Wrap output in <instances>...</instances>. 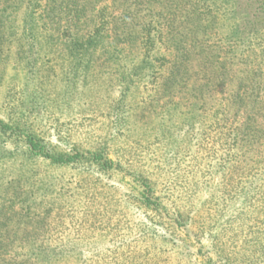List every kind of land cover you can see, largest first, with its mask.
Returning a JSON list of instances; mask_svg holds the SVG:
<instances>
[{
    "label": "rangeland",
    "instance_id": "374dc122",
    "mask_svg": "<svg viewBox=\"0 0 264 264\" xmlns=\"http://www.w3.org/2000/svg\"><path fill=\"white\" fill-rule=\"evenodd\" d=\"M161 1L155 2L154 9L157 12L162 5H167V2L160 3ZM175 1L180 0H171V2ZM183 1H190L193 4L200 2V0ZM112 3H114L113 0H95L94 6L89 9L91 12L80 18L78 25L70 29V34L77 33L83 36L94 29L101 20L97 13L103 7H107L105 10L111 13L112 18H108L109 22L114 19L119 20L123 4H118L114 9L111 7ZM45 4V0L40 1V7H44ZM258 5L259 0L235 2L231 0L226 3L225 9L235 10V16L239 17V33L242 38L237 46H233L232 42L229 44L226 40L223 41L222 35L219 34H224L226 28L222 26L223 28L218 29L217 33L208 30L203 36L199 44L203 49L201 55L196 54L199 47L189 46L190 39L186 43V48L178 55L172 49L170 51L164 48L155 49L152 57H161L160 62L156 64L160 65L163 75L157 70L159 72L154 71L153 77L160 80L162 76H167L177 59H184L180 55L187 56L184 61L189 71L188 80L184 82L187 88H182L183 92H175L171 95L169 92L164 95L158 94L152 91L151 85L148 84L149 77H147L148 79L132 90L128 105L122 112L108 111L103 99L98 95L102 93L101 81L105 82L102 76L109 73L106 68L109 64L104 57H101L100 49L94 54L93 63L88 72V81L85 83L80 81L75 85V92L83 91L85 96L73 108L74 104L71 100L74 99V93L62 101L65 84L61 81L63 76L61 77L60 71V79L51 82L54 72L50 69L60 70L59 67L64 62L61 61L63 59L61 55L64 54L65 39L60 36V32L50 30L51 37L46 36L48 29L42 28L40 23L36 35L38 39L44 40L45 45L42 48L34 47L41 57L39 61L41 68L33 77L26 72L24 75L21 71V60L15 61L14 53L19 41L12 45L11 49L9 45L10 60L4 66V78L0 85V121H8L18 131L28 128L40 139L52 144H58V141L59 143L61 141L63 144L60 145L64 148L70 145H77L81 150L102 148L109 160L121 166V169L116 172L100 175L91 171L86 173L78 168L50 165L42 159L31 163L21 155L25 145L15 136V132L8 131L6 136H1L0 147L13 154V157L1 160L0 170L5 173V185L12 181H16V184L0 191L2 211H18L19 205L11 204L8 199L12 198L17 202L16 199L31 196L38 185H46V190L42 193L43 197L39 195L34 206L28 204L29 207L21 211V217H18L21 219V224L15 227L16 231L21 232L19 237L32 238L37 241V244L45 238L50 242L66 243L76 242L86 237H100L105 246H98L96 252L86 249L82 261L78 264H88V261L93 260L96 254L97 259L93 264H191L190 259L182 254L180 247L176 250L177 247L158 239L153 245L150 240H141L142 238L138 235V224L145 221L146 215L143 211L126 203V196L132 191L128 174H141L153 184L155 193L164 198L167 206L183 215L193 216L197 222L192 224V231L197 233V236L200 231L208 232L214 227L212 222L214 223L218 214V206L214 204L210 206L208 203L198 205L200 201L203 202L208 191L214 192L212 186L210 190L205 189L203 182L208 181L211 185L222 182L219 174L215 173L211 176L208 172L209 170L213 172L212 167H215L214 162L209 163L211 156L214 157L215 154H210L208 149L209 147L210 150L212 149L215 139L241 128L248 116L253 119L251 125L260 132L249 144L245 159L241 158L234 166L235 170L227 183V189H231L233 185L239 189L244 187L247 192L248 183L253 177L258 180L257 183H262L263 195L264 14L255 12ZM165 6L164 11H160L161 16H157L161 22L159 29L163 34L167 32L163 21L172 16L168 14ZM21 15L15 14L19 20ZM233 19L227 24L235 22ZM19 20H16L15 24L18 35L21 34L22 27ZM46 20V17L42 20L44 25L47 23ZM59 26V30L64 29L65 22L61 21ZM112 30L113 26L110 23L105 32L108 41L113 37ZM152 34L154 35L153 32ZM24 42L23 39L22 43ZM24 45L27 46L26 42ZM118 47L123 48L125 51L123 58L125 56L129 61L141 57L140 53H143L138 45L119 44ZM213 67L219 68L220 73H224L220 75V81L219 78L216 79L217 77L210 75ZM24 84L29 88H25ZM194 84L208 86L204 88L203 97H197L202 108L200 109L202 117L197 120L199 123H195L189 131L180 130L181 137L185 139L180 144L183 157L172 154L173 149L168 148L164 138L166 136L163 137L158 130L151 132L147 142H142L144 140L139 135L141 130L139 132L137 129L132 130L130 126L132 124L129 121L127 125H123L122 120L118 122L119 115L127 113L129 120H134L139 127L145 125L148 131H151L155 121H164V117L158 113L163 114L166 109L165 101L167 104L170 100L179 103L181 107L179 114H181L184 111L183 106L187 107L196 98L192 96L190 90ZM42 90L49 91L51 94L41 98L38 92ZM115 92H111L113 96H119ZM157 97L159 100L154 103L152 100ZM238 97L253 100L250 101L253 104L249 103L247 106L236 104ZM173 109L169 111L170 114L164 116L178 113ZM178 119L179 117H175V123H178ZM163 135H167L165 129ZM205 138L209 140L204 141ZM216 149L219 156L222 148L217 146ZM257 160L260 161L261 169L257 165ZM258 173L262 174L260 177L263 180ZM246 216L248 227L240 224L239 221L236 224L238 227L234 228L236 232L234 236L230 233L231 229H227L223 234L217 231L213 241L206 234L199 237V243L191 236L185 239L187 242L185 244L193 252L200 246L205 247L207 251V254H204L205 257H213L214 246L224 248L227 256L232 257L234 252L243 250L247 246L245 240L252 236L256 228L264 229V202L260 201L258 207L252 208ZM197 225L199 228L194 230ZM176 236L180 243L186 234L183 229H177ZM145 250L147 253L144 255ZM125 253L128 258L123 255ZM196 258L197 262H203L204 258L201 255Z\"/></svg>",
    "mask_w": 264,
    "mask_h": 264
},
{
    "label": "trees",
    "instance_id": "16d2710c",
    "mask_svg": "<svg viewBox=\"0 0 264 264\" xmlns=\"http://www.w3.org/2000/svg\"><path fill=\"white\" fill-rule=\"evenodd\" d=\"M40 1L42 0H0V85L4 78V66L10 60L11 53L8 46L10 45L11 49L12 45L17 43V41H19L18 48L14 55L16 57L15 61H22L21 71L24 75L26 72L27 75L29 74L32 77L39 72L41 57L34 47L42 48L45 45L43 44L44 40L38 39L36 35L41 23L42 28L48 29V35L46 36L51 37L49 32L51 30L52 32H60V36L65 39L63 43L64 54H60L63 58L61 61L64 62L59 67L60 70L50 69V71L55 73H52L51 82H56L58 78L60 79V71L61 77L63 76L61 81L65 84L64 96L61 97L62 101L68 98L67 96H70L71 93H74V99L71 100L74 104L73 108L85 96L83 91L75 92V85L80 81L81 83L88 81V72L93 63L94 54L98 49H100L101 57H104L109 64L106 67L109 73L102 76L105 80V82L101 81L102 93H96L103 99L108 111L117 112L120 110L122 112L123 108L128 105V98L131 96L132 90L143 83L145 79H148L147 77H149L148 84L151 85L152 91L158 94L162 93L164 95L169 92L171 95V93L183 92L182 88H187L184 83L188 80L189 74L188 68L184 63L187 56L184 54L180 55L184 59H177L169 69L167 76H162V80H160L153 77L155 75L154 71L156 72L157 70L163 75L160 65L156 64L160 62L161 57H152L155 49L164 48L168 51L172 49L178 55L179 52L181 53L186 48V43L190 39L189 46L191 48L199 47L196 54L201 55L203 49L200 48L199 44L202 42L203 36L208 30L217 33L216 31L223 27L226 28L225 33L219 34L220 36L222 35L223 41L232 42L233 46H237L242 38L239 33V17L235 16V10L225 9L226 3L231 0H200V2L198 1L195 4L183 0L175 2L162 0L160 3L167 2V5H164L167 9L166 11L168 14H172L169 19L163 21L167 31L165 34L159 29L161 22L157 19V16H161L160 11H164V6L162 5V10L160 9L158 12L154 9L155 2L158 0H113L114 3H112L111 7L114 9L118 4H123L121 18L109 22L108 18H112L111 13L105 10L107 7H103L97 13V16L101 19L98 25L83 36H79L77 33L70 34V29L75 28L80 22V18L91 12L89 9L94 6L95 0H45L46 4L44 7H40ZM255 12L264 14V0H259V5ZM17 13L22 14L20 20L17 19L18 16H15ZM45 17L47 23L44 25L42 20ZM230 18H234L235 22H230L228 25ZM16 20H19V24L22 26L21 34L19 35L16 31V29L18 30L15 26ZM61 21L65 22V28L59 30ZM110 23L113 26V37L108 41L105 32ZM151 32L154 35H151ZM23 39L27 46L24 45L25 42L24 44L22 43ZM119 44L138 45L139 50L141 48L143 53H140L141 57L135 60H126L125 56L123 58L125 51H123V48L120 49L118 47ZM222 74L224 73H220L217 67H213L210 71V75L217 77L216 79L219 78V81ZM207 86V84H205V87L194 84L190 87L192 96H196V98L187 107L186 105L183 106L184 111L181 114H179L181 112L179 103L170 99L168 104L165 101L166 109L164 112L162 111L163 114L158 113V115L160 114L161 117H164V123L155 121L151 131H148L145 125L142 127L137 126L134 120L128 119L127 113L119 115L118 122L122 120V124L127 125L129 121L132 124L130 125L132 130L137 129V132L141 130L139 135L144 140L142 142H147L151 137V132L155 129L156 132L158 130L159 134L163 137L166 136L164 138L167 141L168 148L172 147V154L183 157L180 144L185 139L183 136L181 137L180 130L186 129L189 131L195 123H199L197 120L202 117V112H200L202 108L197 97H203ZM25 88L29 87L25 86ZM112 91L119 96H113ZM38 94L42 98L44 95H50L51 92L42 90ZM34 97L37 98L36 96ZM158 100L159 98L157 97L152 101L157 103ZM250 101L253 100H245L244 97H238L235 102L236 104H245L247 106L252 103ZM168 107L174 108L173 110L178 111V113H174L172 116H164L170 114L169 111L171 109ZM175 117H179L178 123H175ZM252 120L248 116L241 128L215 139L212 149L210 150V147L208 149L210 154H215L213 155L214 157L211 156L212 159L209 161V163L214 162L215 167H212L213 172L211 170L208 172H210L211 176L215 173L219 174L222 182H224H220L217 185H211L208 181L203 182L205 189L210 190V186H212L214 192L208 191L203 202L200 201L198 205L208 203L210 206L213 204L218 206V214L214 223L212 222L214 227L208 232L200 231L197 236V233L192 231V224L197 222L193 216L189 214L183 215L167 206L164 198L155 193L153 184L141 174H128L132 191L126 196V203L143 211L146 215L145 221L138 224V235L142 238L141 240H150L153 245L156 244L154 241L158 239L163 243L177 247L176 250H179L180 247L182 254H185L188 257L187 259H190L189 263L191 262V264H264V229L262 228H256L253 231L254 235L252 233V236L245 240V245L247 246L243 250L234 252L232 257L227 256L224 248L215 246L213 247L215 250L213 251V257H205L206 255L204 254H207L205 247L200 246L198 250L193 252L185 244L187 243L185 239L191 236L196 238L195 240L199 243V237L206 234L213 241L217 231L223 234L227 229H231L230 233L234 236L236 234L234 229L236 224L240 221V224L248 227L246 226V215L252 208L258 207L260 201L264 202V194L262 195L261 193L262 183H257L258 180L253 177L248 183L247 192H245L246 189L244 187L239 189V187L233 185L231 189H227V183L235 170L234 166L241 158L245 159L249 144L259 135L260 131L251 125ZM167 122L168 124H165ZM199 126L201 127V125ZM164 129L167 131V135H163ZM8 131L11 133L15 132V136L25 145L21 155L31 163L42 159L43 162L50 165L69 167L70 169L78 168L86 173L91 171V173L95 172L100 175L121 169L119 163L108 159L102 148L81 150L77 145H70L68 148H64L61 146L63 144L61 141L60 143L58 141V144H52L40 139L28 128L18 131L8 121H0V138L1 136H6ZM205 140L209 139L205 138ZM217 146L222 148L219 151V156L217 155ZM10 157H13V154L0 147V161L10 159ZM256 162L259 167L260 161L257 160ZM259 168L261 169V166ZM27 171L29 172V170ZM261 175L258 173L259 177ZM4 176L5 173L0 170V191L16 184V181H12L5 185ZM260 179L263 180L261 177ZM35 190L29 197L16 199L17 202L12 198L8 199L11 204L17 203L19 205V210L16 212L10 210L2 211L1 207L3 205L0 201V264H78L82 261L86 249L96 252L98 246H105L104 241L100 237H86L76 242L66 243L50 242L46 241L45 238L38 244L32 238L23 239V236L19 237L21 232L16 231L15 227L21 224V219L18 218L21 217V211L29 207L28 204L34 206L39 195L43 197L42 193L46 190V185L40 184ZM260 214L262 215V212ZM197 228H199V225L194 230ZM177 229H183L186 234L180 243L176 239ZM130 237L132 238V235ZM146 253L147 251L145 250L144 255ZM123 255L128 258L127 253ZM199 255L204 258L203 262H197L196 257ZM96 256L97 254L92 258L93 260L88 261V264H93L97 259Z\"/></svg>",
    "mask_w": 264,
    "mask_h": 264
}]
</instances>
